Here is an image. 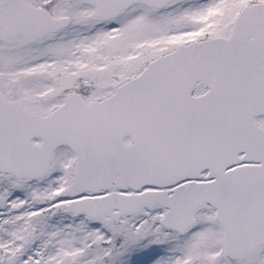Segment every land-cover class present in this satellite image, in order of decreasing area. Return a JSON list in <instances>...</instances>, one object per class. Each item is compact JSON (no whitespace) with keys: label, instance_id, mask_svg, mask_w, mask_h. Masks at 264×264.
<instances>
[{"label":"snow or ice","instance_id":"6c2138e0","mask_svg":"<svg viewBox=\"0 0 264 264\" xmlns=\"http://www.w3.org/2000/svg\"><path fill=\"white\" fill-rule=\"evenodd\" d=\"M0 264H264V0H0Z\"/></svg>","mask_w":264,"mask_h":264}]
</instances>
